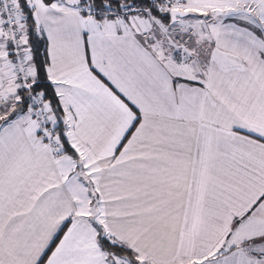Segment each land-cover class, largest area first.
Returning <instances> with one entry per match:
<instances>
[{
    "label": "snow or ice",
    "instance_id": "6c2138e0",
    "mask_svg": "<svg viewBox=\"0 0 264 264\" xmlns=\"http://www.w3.org/2000/svg\"><path fill=\"white\" fill-rule=\"evenodd\" d=\"M0 264H264V0H0Z\"/></svg>",
    "mask_w": 264,
    "mask_h": 264
}]
</instances>
